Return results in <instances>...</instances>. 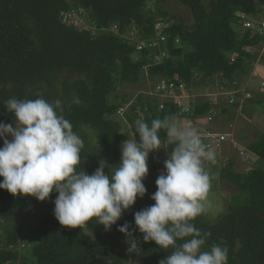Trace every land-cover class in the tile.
I'll return each mask as SVG.
<instances>
[{
	"label": "trees",
	"instance_id": "obj_1",
	"mask_svg": "<svg viewBox=\"0 0 264 264\" xmlns=\"http://www.w3.org/2000/svg\"><path fill=\"white\" fill-rule=\"evenodd\" d=\"M163 1L0 0V137L24 123L51 142L45 149L58 152L53 163L64 166L66 181L84 187L73 210L51 177L22 192L5 188L2 173L20 150L0 139V264H126L127 251L129 264H264V131L247 145L254 167L236 172L229 161L219 170L236 192L205 221L185 201L170 204L159 183L169 158L205 151L190 136L168 140V123L181 117L176 104L159 108L155 97L119 92L144 78L240 88L256 58L250 48L263 37L236 30V13L264 16V0H174L190 24ZM70 16H81L80 28ZM158 21L168 24L163 41ZM138 42L147 46L136 51ZM205 97L193 119L234 120L233 108ZM24 214L23 232L16 221Z\"/></svg>",
	"mask_w": 264,
	"mask_h": 264
},
{
	"label": "rangeland",
	"instance_id": "obj_2",
	"mask_svg": "<svg viewBox=\"0 0 264 264\" xmlns=\"http://www.w3.org/2000/svg\"><path fill=\"white\" fill-rule=\"evenodd\" d=\"M161 8L187 24H190L192 21L188 11L174 0H164ZM77 22L79 23L78 26H80L82 18L78 17ZM250 51L255 54L256 58L252 62L251 69H255L250 71V73H253L252 78L248 81L247 88L255 95L258 92L257 90L264 91V87L261 88L259 86L261 81H264V73H262V76L260 75L261 77L254 73L257 69L260 73L264 71V45L261 44L250 48ZM150 83L148 79L144 78L135 85L120 86L119 92L130 95L133 100L134 96L139 92L154 93V88L152 89ZM218 89L215 85H207L204 89L197 88V93H207V97L215 92H219ZM160 99L162 98L160 97ZM177 99L174 97V99L169 100L175 101ZM179 102L181 105H184L188 103V99L182 97L179 99ZM233 112L235 116L233 121L223 122L221 117H217L218 130L222 132L226 131L228 135H231L227 143L220 145V148L217 150L197 151L190 157L177 156L169 158L170 163L166 161L164 168L161 170V181L159 183L162 195L166 197L167 201L170 204L185 201L198 216L209 222L215 221L220 214L225 212L230 198L236 192L233 184L220 180L218 176L219 170L226 166V161L232 160V168L236 172H246L254 167V164H251L249 161L246 163L241 160V157L237 155V148L233 145L237 143V145L245 148L249 142L258 137L260 132L264 131V118L256 114V112L252 117L240 112L239 109ZM118 121L123 125L122 130L127 135H130L131 128L127 125V122L122 118H119ZM188 122L189 119L186 118L171 119L167 125L168 140L180 136H189L186 134L188 133V129H186ZM193 128L194 126L190 125V132L193 131ZM33 135L24 123H17L13 131L1 134V140L20 146V153L11 159L7 168L2 173L3 186L7 189H17V192H22L26 185L38 183L46 177H51L61 193L68 198V205L73 210V205L75 204L74 198L78 197V192L82 191L84 187L75 188L69 181H66L67 171L64 169V166H58L57 162L53 163V160H57L59 156L58 152L54 153V156H48L47 149H45L51 142L49 140H36ZM131 146V143L127 144V147ZM127 147L125 146L126 152L128 151ZM227 158H231V160ZM55 165L56 168H54ZM134 176L137 186L140 183L141 174L137 172ZM29 220V214H24L17 219L16 223L22 228L23 232L27 228ZM16 248L19 252H24L25 250V248H20V246ZM124 256L125 263L129 264V251ZM8 264L21 263L15 261Z\"/></svg>",
	"mask_w": 264,
	"mask_h": 264
},
{
	"label": "built area",
	"instance_id": "obj_3",
	"mask_svg": "<svg viewBox=\"0 0 264 264\" xmlns=\"http://www.w3.org/2000/svg\"><path fill=\"white\" fill-rule=\"evenodd\" d=\"M70 17H71L70 21L71 22L73 21L76 27H80L82 25L81 24L80 26H78L79 23L77 22L78 17H81V16H77V17L70 16ZM236 22L243 29H253L258 35L262 36L263 45H264V16H259L257 17V19H255V18H250L248 15L244 13H238ZM113 28H116V27L113 26ZM131 34H134V33L131 32ZM159 39L160 41H163L164 36H160ZM154 45H155L154 42H149L148 47H153ZM146 46L147 45H145L143 42H138L136 44V49L141 50L142 48ZM262 86H264V83H262ZM154 88H155L154 94L161 97L162 98L161 100L166 101V99L168 100L174 99V97L178 98L177 100L172 101V102L176 104L177 108H179L180 113L184 115L189 114L194 109V106L197 103L196 101L197 95L187 90V88L184 86L182 82L175 84L172 81H165L161 79V81H157ZM245 96L248 97L250 95L249 93H246ZM182 97H186L188 99L187 104H184V105L180 104L179 99H181ZM233 100L234 98L231 95L229 98V102H232ZM159 107L162 108L163 104L161 103ZM210 121H211V115L206 117L207 125H204L199 131L197 130L195 134L192 135L193 142L196 144H202L204 146V149L219 148V146L222 144V142L225 140V137H226L225 134L223 133L209 130L208 125Z\"/></svg>",
	"mask_w": 264,
	"mask_h": 264
},
{
	"label": "clouds",
	"instance_id": "obj_4",
	"mask_svg": "<svg viewBox=\"0 0 264 264\" xmlns=\"http://www.w3.org/2000/svg\"><path fill=\"white\" fill-rule=\"evenodd\" d=\"M238 13H243V12H237L236 13V17H237V14ZM260 16V15H259ZM250 17V16H249ZM250 18H253V17H250ZM236 21H237V18H236ZM167 23H165V22H161V21H158V22H156L155 23V26H154V28H155V31H156V39L157 40H160L159 38H160V36H163L162 34H161V31H162V29H164V28H166L167 27ZM235 29L236 30H239V31H242V30H246V29H243L237 22H236V24H235ZM253 30V29H252ZM131 32H133L134 34H136L137 32H136V30H132V31H130L129 32V34H131ZM150 42V41H149ZM155 42H157V41H155ZM260 44H263V41H262V43H260ZM145 48V47H144ZM135 49H136V45H135ZM136 51H140V50H137L136 49ZM135 56V55H134ZM236 57V54L235 53H233L232 55H231V60L233 61L234 60V58ZM157 83V82H156ZM155 83V84H156ZM262 83H264V81L262 80L261 81V83L259 84V86L262 88V87H264V86H262ZM155 84L154 85H151V83H150V85H151V87H152V89L155 87ZM155 89V88H154ZM187 90H189V91H191L192 93H194L195 95H197V97H196V101L198 102L199 100H200V96L201 97H203V96H205V95H207V93H205L204 95L203 94H198L197 93V88H190V89H188L187 88ZM261 91H263V90H261ZM151 92V91H150ZM139 93H142V92H139ZM246 93H249V95L250 96H248V97H246L245 96V94ZM138 94V93H137ZM144 94H147V95H149V96H151V97H155L156 99H157V101H158V105H160L161 103L163 104L164 102H172V101H165V100H161L160 99V97L159 96H157V95H155L154 93H149V92H145ZM233 96V98H234V100L232 101V102H229V98H230V96ZM212 96V97H211ZM210 97L211 98H213V97H216V99H217V101L218 100H222L223 101V103L222 104H220L219 105V107H220V109H221V107H230L231 109L233 108V111H235L239 106H241L243 103H244V100H249V99H252L253 98V94L250 92V89L249 88H247V87H245V88H238V89H236V90H231V91H229V90H227V89H224V90H219V92H215V93H213L212 95H210ZM221 97V98H220ZM126 108V107H125ZM125 108H123V110H125ZM160 108V107H159ZM194 108H195V106H194ZM122 109V108H121ZM120 109V110H121ZM179 109V108H178ZM119 110V111H120ZM180 112V111H179ZM193 113H194V109L189 113V114H187V115H184V114H182V113H180L181 114V117L180 118H178V119H181V118H186V119H189V122L187 123V126H186V129H188L187 131H188V133H186V134H188L191 138H192V135L193 134H195V132L198 130H200L204 125H207L206 124V117L207 116H209V115H205V116H203V117H199V118H197V119H193L191 116L193 115ZM120 115V114H119ZM213 117V116H212ZM235 118V117H234ZM213 119V118H212ZM211 119V121H210V123H209V125H208V129L209 130H211V131H215V132H220V133H223V134H225V140L222 142V144H224V143H227V141H228V139H229V137H231V135H228L227 134V132L226 131H219L218 130V123H217V119L215 120V119H213L212 120ZM190 125H192V126H194V128H193V131L192 132H190V129H189V127H190ZM188 136V137H189ZM181 137V136H180ZM243 137V136H242ZM257 139V138H256ZM232 140V139H231ZM254 141V140H253ZM233 142V141H232ZM252 142V141H251ZM250 143V142H249ZM248 143V144H249ZM127 144H130V143H126V147H127ZM221 144V145H222ZM247 144V145H248ZM247 145H246V147L244 148V147H241V146H239V145H237V143H235L233 146L234 147H236L237 148V155H239L240 157H241V160H243V161H245L246 163L249 161L251 164H254V162L252 161V159L249 157V155L251 154L249 151H248V148H247ZM19 146V145H18ZM132 146H133V144H132ZM20 147V146H19ZM220 148V147H219ZM131 149V147H127V150H130ZM212 149H218V148H212ZM209 150H211V149H205V151H209ZM228 159V158H227ZM228 160H231V158L230 159H228ZM137 161V159L135 158L134 159V163ZM232 161V160H231ZM229 162V161H228ZM228 162L226 161V164H228ZM261 163V161L259 160L258 162H256V165H259ZM8 166V165H7ZM261 167H263V169H264V164H262L261 165ZM248 171V170H247ZM11 262H13V261H11ZM18 262V261H17Z\"/></svg>",
	"mask_w": 264,
	"mask_h": 264
},
{
	"label": "crops",
	"instance_id": "obj_5",
	"mask_svg": "<svg viewBox=\"0 0 264 264\" xmlns=\"http://www.w3.org/2000/svg\"><path fill=\"white\" fill-rule=\"evenodd\" d=\"M253 69H255V68H253ZM263 70H264V66H263ZM252 73H250L249 77L246 76V78L244 79V83L242 84L241 88L247 87L248 81L252 78ZM254 73H256L258 76H260V75L262 76V73H264V71H262L260 73L259 70L257 69L254 71ZM257 91L258 92H256L255 95L253 94L252 99L244 100V103L241 106H239L237 109H239L240 112H243L247 116L252 117L253 114L256 112V114H258L264 118V91H260V90H257Z\"/></svg>",
	"mask_w": 264,
	"mask_h": 264
}]
</instances>
